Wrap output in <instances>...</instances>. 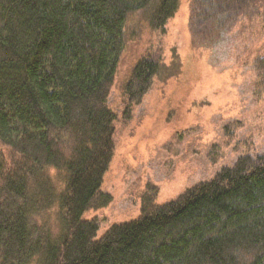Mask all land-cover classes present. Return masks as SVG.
Here are the masks:
<instances>
[{
	"label": "trees",
	"instance_id": "1",
	"mask_svg": "<svg viewBox=\"0 0 264 264\" xmlns=\"http://www.w3.org/2000/svg\"><path fill=\"white\" fill-rule=\"evenodd\" d=\"M181 3L0 0V264H264V154H242L167 203L146 190L140 216L100 237L85 218L113 201L102 185L121 56L142 24L166 33ZM151 55L123 85L128 118L156 77L180 73L176 49L169 64Z\"/></svg>",
	"mask_w": 264,
	"mask_h": 264
},
{
	"label": "rangeland",
	"instance_id": "2",
	"mask_svg": "<svg viewBox=\"0 0 264 264\" xmlns=\"http://www.w3.org/2000/svg\"><path fill=\"white\" fill-rule=\"evenodd\" d=\"M260 1L238 9L227 0H182L166 33L142 24L141 36L128 43L109 99L117 115L115 150L102 188L113 201L85 213L98 219L99 237L138 218L146 190L157 186V202L167 203L242 154H264ZM173 49L180 73L156 77L128 118L122 88L134 64L148 52L169 64Z\"/></svg>",
	"mask_w": 264,
	"mask_h": 264
}]
</instances>
